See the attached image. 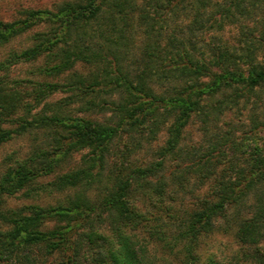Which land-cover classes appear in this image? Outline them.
<instances>
[{
    "label": "trees",
    "instance_id": "16d2710c",
    "mask_svg": "<svg viewBox=\"0 0 264 264\" xmlns=\"http://www.w3.org/2000/svg\"><path fill=\"white\" fill-rule=\"evenodd\" d=\"M21 12L0 19V46L30 27L45 28L0 60V145L25 133L41 139L33 137L28 153L0 174V264H157L141 227L162 247L180 246V264H221L197 257L199 236L221 220L238 244L228 264H264V0H63ZM231 24L235 33L224 37ZM138 30L141 56L124 67ZM39 59L45 76H64L77 63L94 68L67 83L8 77L12 65ZM64 85L110 114H70L61 101L46 99ZM101 91L116 98L94 100ZM243 108L245 127L229 119L220 128L222 115ZM192 116L203 139L187 147L181 139ZM160 129L158 158L132 164L134 135L121 142L122 135L152 137ZM76 151L77 161L63 168ZM71 189L54 204H6L17 193L34 198ZM179 193L194 200L170 223L166 241L161 226H145L138 198L151 207Z\"/></svg>",
    "mask_w": 264,
    "mask_h": 264
},
{
    "label": "rangeland",
    "instance_id": "374dc122",
    "mask_svg": "<svg viewBox=\"0 0 264 264\" xmlns=\"http://www.w3.org/2000/svg\"><path fill=\"white\" fill-rule=\"evenodd\" d=\"M63 0H0V19L2 20H12L19 16H23L24 13L21 10L26 8H48L54 9V6ZM171 25V21L169 22ZM134 24V22H133ZM173 26V23H172ZM44 25L33 26L29 29L23 31L20 34L15 35L9 42L0 46V60L5 57V55L10 51H19L27 46H29L33 41V32L38 29H44ZM135 28V27H134ZM236 27L231 25H226L224 29L221 31L224 37H230L231 34H234ZM135 31V30H133ZM132 31V33H133ZM130 37L129 48L127 52V57L121 59V63L124 67L131 68L132 62L136 59L140 58V51L142 49L144 37L141 32L138 30L132 34ZM186 35V32H185ZM102 40V39H101ZM108 45V43H106ZM103 45V52L107 54V57L111 60V63H114V56L111 54L107 46ZM112 50V49H111ZM43 60L39 59L36 61L30 62H19L11 66L8 77H16L19 79H46V80H54L61 83H67L71 79L74 78V73L88 75L89 72L94 68L93 65L81 64L77 63L70 72L65 74L64 76H45L38 71V66L42 65ZM24 84L28 85V82L25 81ZM67 85H64L63 89H57L53 93H51L46 99L50 101L52 104L55 102L64 103V110L70 114L76 115H84L91 117L93 119H105L109 114L110 110L106 107L102 108L100 105H91L85 102L86 98H89L90 95L87 93L81 94L78 90H71L70 88H66ZM262 94H264V88L262 89ZM116 98V94H110L108 92L101 91V93L94 98L99 102L108 101L109 99ZM41 105V104H40ZM39 105V106H40ZM38 106V107H39ZM37 107V108H38ZM36 108V109H37ZM235 114H231L227 112L225 115L220 117V121H218V125L220 128H225L226 120H233L237 126L245 127L243 122L248 120L249 112L247 108H243L239 112H234ZM239 120V121H238ZM35 134V133H34ZM25 133L22 135L14 136L11 139L3 142L0 145V174L9 166L14 165L17 160L24 157L32 144V138L35 137L36 141L41 139L40 134L34 135ZM130 135H134L131 139ZM260 138H264V130L260 131ZM124 139V141L132 140L133 148L131 150L130 161L135 165H143L148 161L155 160L158 156L155 154L156 147L159 146L164 140V130H158L154 136L150 137L145 133L134 134L124 133L120 139V141ZM203 139L202 130L200 127L199 120L192 116L189 118L186 126L183 128V136L181 139V144L184 146H195ZM122 142V141H121ZM80 152H73L69 159L63 163V168L71 167L74 164ZM170 163H167V168ZM59 167L58 169H60ZM168 170H166L167 172ZM161 172V171H160ZM165 174V173H164ZM102 184H98L97 187H101ZM93 187L88 191V195L93 197L96 195L98 188ZM206 184H204L199 189L194 190V194L201 193L205 190ZM72 193L71 190H65L62 192H52L50 194H41L39 197L27 198L23 195L17 193L6 198V204L9 206H19L25 203H38L40 205H48L54 204L58 200L64 198L63 196ZM185 194L181 195H173L174 197L168 201L157 202L154 206H148V200L138 198L139 204L142 206V209H145L147 212V219L145 220V226H161L162 230L166 232V241H170L171 229L172 225L170 223L176 222V217L180 213H182L183 209L186 206L191 204L193 199V195ZM222 221V220H221ZM221 221L217 222L218 224L214 226V228L203 235H200L198 238V251L197 257L200 263H206L209 258L214 257L215 259L220 260L221 255L223 254L222 250L226 247L230 246L232 243H235L237 246L235 239L231 234V229L228 228ZM141 231L139 235H144V239L147 244V254L149 257L161 261V258L164 256H168L171 258V261L174 264H180L177 256L181 255V248L178 245H173V248L170 250L168 246L162 247V242L160 243L158 239L155 237H148L145 232V227L140 228ZM163 232V231H162ZM223 237H227V239H223ZM155 238V239H154ZM215 249V250H213ZM165 264H168L166 261Z\"/></svg>",
    "mask_w": 264,
    "mask_h": 264
},
{
    "label": "clouds",
    "instance_id": "9594fccd",
    "mask_svg": "<svg viewBox=\"0 0 264 264\" xmlns=\"http://www.w3.org/2000/svg\"><path fill=\"white\" fill-rule=\"evenodd\" d=\"M223 239H227V237H223ZM222 252L223 254L220 257L221 264H228V260L233 254H236V255L239 254L238 246L235 243H232L230 246L223 249ZM163 259L164 261H167L168 264H174V262L171 261V258L168 256H164ZM157 264H161V261H157Z\"/></svg>",
    "mask_w": 264,
    "mask_h": 264
}]
</instances>
